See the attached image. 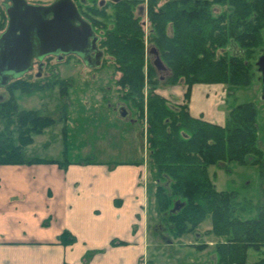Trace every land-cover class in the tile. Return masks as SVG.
I'll return each mask as SVG.
<instances>
[{
    "label": "trees",
    "instance_id": "1",
    "mask_svg": "<svg viewBox=\"0 0 264 264\" xmlns=\"http://www.w3.org/2000/svg\"><path fill=\"white\" fill-rule=\"evenodd\" d=\"M86 1L91 4L88 9L93 8L88 13L91 24L101 31V64L110 63L119 73L115 80L119 98L145 124L142 133L155 179L157 213L163 215L175 238L195 232L209 214L212 226L206 233L223 238L214 245L215 264H264V256L247 261L249 249L260 252L264 248V149L257 142V109L252 102L235 104L222 125L195 117L189 110L194 84L236 88L251 84L256 52L264 47V0H145V6L144 0H120L102 8H98L99 0ZM106 7L111 8L109 12ZM144 12L147 31L141 21ZM5 25L0 1V32ZM230 41L242 51L229 54ZM148 46L157 48L168 68L167 77L160 79L152 66ZM24 76L10 81L4 87L10 94L0 99V165L48 162L65 168L72 162L65 128L62 160L24 155L23 148L33 135L41 134L55 120L38 109H19L13 91L31 93L57 84L63 96L70 83ZM162 85H184L183 100L172 103L156 92ZM63 117L67 119L66 114ZM230 164L260 167L261 200H238L235 191L214 187L208 167L230 170ZM177 200L184 205L172 213ZM59 240L69 244L75 238L63 231ZM205 245L194 246L201 250Z\"/></svg>",
    "mask_w": 264,
    "mask_h": 264
},
{
    "label": "rangeland",
    "instance_id": "2",
    "mask_svg": "<svg viewBox=\"0 0 264 264\" xmlns=\"http://www.w3.org/2000/svg\"><path fill=\"white\" fill-rule=\"evenodd\" d=\"M1 2L3 0H0ZM36 4H47L52 0H27ZM146 2L144 0L143 5ZM107 7V12L110 11ZM143 27L147 31V17H141ZM150 47V46H148ZM263 50L256 52L255 62L264 55ZM229 54H238L242 50L230 41L227 47ZM150 60L152 59V55ZM254 62V64H255ZM253 80L246 87H230L223 84H208L211 92L212 109L222 111L223 116L231 106L243 102H252L257 109L258 146L264 149V91L262 90V74L256 64L253 67ZM119 77L110 63L101 64L100 67H86L75 56H68L65 60L56 61L50 58L45 70L39 77L35 72L27 73L24 78L28 80L41 79V81H53V79L68 80L70 83L67 93L60 95L59 86L56 84L43 91L31 93L13 91L17 107L19 109H38L40 114L52 117L55 122L44 129L41 134L33 135V141L23 148L26 157H42L47 159L62 160L64 146V132L67 133L69 160L89 159L94 162L107 163L111 167L117 163H139L147 167L142 179L148 198V248L147 264H215V242L218 238L214 234L206 233L211 229L210 215L197 226L193 233H185L175 238L169 224L163 220V215L158 214L155 200V180L152 168L149 166L145 135L142 126L138 122L134 109L118 96V88L115 80ZM164 78L167 75L163 76ZM175 86V85H172ZM162 85L156 92L168 98L172 103L183 100L184 93L177 95L176 90L183 88ZM10 94L6 88H0V99ZM180 96V97H178ZM199 96L195 94L194 101L198 103ZM124 105L129 116L121 119L117 115L118 105ZM66 114L67 119L63 117ZM205 114V112H204ZM2 125V121H0ZM253 155L249 154L247 160L251 161ZM230 170L210 165L208 174L214 187L219 190H233L237 199H250L257 203L263 198L260 167L253 164H230ZM151 202V206L149 203ZM156 225V231L154 228ZM205 243L203 249L194 245ZM264 256V248L260 252L248 250V262H253Z\"/></svg>",
    "mask_w": 264,
    "mask_h": 264
},
{
    "label": "crops",
    "instance_id": "3",
    "mask_svg": "<svg viewBox=\"0 0 264 264\" xmlns=\"http://www.w3.org/2000/svg\"><path fill=\"white\" fill-rule=\"evenodd\" d=\"M210 92L192 85L190 113L222 125L226 115L212 109ZM146 169L91 160L0 165V264H147ZM63 231L75 240L61 243Z\"/></svg>",
    "mask_w": 264,
    "mask_h": 264
},
{
    "label": "water",
    "instance_id": "4",
    "mask_svg": "<svg viewBox=\"0 0 264 264\" xmlns=\"http://www.w3.org/2000/svg\"><path fill=\"white\" fill-rule=\"evenodd\" d=\"M7 1V22L0 32V88L32 71L34 59L42 61L48 55L61 61L65 55L75 54L86 67L100 66L103 52L97 48L98 37L73 0H52L48 4ZM146 53L152 55L151 64L157 74L168 70L155 46L148 47ZM256 65L262 72L264 84V55L258 58ZM41 67L40 62L38 68ZM116 112L122 119L129 116L122 104L118 105ZM183 205L184 202L175 201L171 212L178 211Z\"/></svg>",
    "mask_w": 264,
    "mask_h": 264
},
{
    "label": "flooded vegetation",
    "instance_id": "5",
    "mask_svg": "<svg viewBox=\"0 0 264 264\" xmlns=\"http://www.w3.org/2000/svg\"><path fill=\"white\" fill-rule=\"evenodd\" d=\"M73 1L75 2L76 7H77L79 13L81 14V16L91 24V21H90V19H89V14H88V13L93 12V8L88 9V6H91V4H89V2L86 1V0H73ZM119 1H120V0H117V1H113V0H99V1H98V8L105 7V6L107 5V3H108V4H109V3H117V2H119ZM2 2H3V4H4V7H5V4L9 3L7 0H3ZM27 2H28V1H27ZM30 3H32V2H30ZM49 3H50V2H49ZM47 4H48V3H47ZM138 8H139V10H140L141 12H143V7H142V6H139ZM106 9H107V7H106ZM6 22H7V19H6ZM91 26H92V24H91ZM92 28H93V30H94L95 35L98 37V39H97V48L100 49V50H102L101 47H100V33H101V31L98 30L97 28H95L94 26H92ZM102 52H103V50H102ZM92 54H94V53L92 52ZM71 55H72V56H75V57H77V58H79V57H78L77 55H75V54H67V55L64 56L63 60H65L68 56H71ZM50 58H54V59L57 61V57L54 56V55H48V56H45V57L42 59V61H38L37 59H34V60H33V62H32V63H33V69H32V71L35 72V76H36V77H39V76L41 75L42 71L45 70L46 66L48 65V61H49ZM79 59H80V58H79ZM80 60H81V59H80ZM102 60H103V56H102L101 62H102ZM40 62L42 63V67L39 69L38 66H39ZM82 63H83V62H82ZM100 66H101V64H100ZM256 67H257L258 71H260L257 65H256ZM32 71H30L29 73H31ZM260 72H261V71H260ZM168 73H169L168 70H165V71H161V73L158 74V75L160 76V79H163V78H164L163 76H164V75H165V76L168 75ZM261 74H262V72H261ZM263 85H264V84L262 83V86H263ZM158 226H159V225H156L155 228H154L156 231H158V230H157V227H158Z\"/></svg>",
    "mask_w": 264,
    "mask_h": 264
}]
</instances>
